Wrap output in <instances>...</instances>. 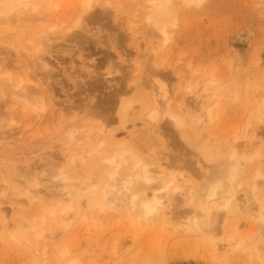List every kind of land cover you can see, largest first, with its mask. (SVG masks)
Returning a JSON list of instances; mask_svg holds the SVG:
<instances>
[{
	"label": "rangeland",
	"instance_id": "374dc122",
	"mask_svg": "<svg viewBox=\"0 0 264 264\" xmlns=\"http://www.w3.org/2000/svg\"><path fill=\"white\" fill-rule=\"evenodd\" d=\"M132 1L111 0L106 6L105 0H99L82 16L80 26L70 31L66 28L78 14L77 0H51V5L39 9L54 10L58 2L57 11L50 15L53 28L28 25L31 20L13 22L7 30L0 27L4 29L0 34V64L23 60L47 86L45 110L38 116L34 109L22 111L16 105L13 118L19 126L13 125L17 128L11 144H0V181L11 177L10 186L21 193L30 189L35 195L31 203L20 202L16 193L2 192L0 182L4 214L0 217V264H67L71 260L79 264H264V223L257 225L245 214L248 200L240 187L233 188L226 206L213 208L208 230L211 237L183 225L186 208L181 205L185 198H175L170 190L164 191L158 207L160 214L164 213L148 220L137 219L128 206L108 207L100 197L91 195L89 188L100 184L96 161L101 155L80 157L100 136L133 144L146 155L150 168L161 164L180 171V175L174 173L176 182L187 179L186 188L199 183L194 170L199 172L206 165L198 162L194 152L180 149L183 140L168 126L169 118L163 111L155 122L144 116L159 93V83L172 98L166 106L182 115L193 147L205 149L210 162L225 153L224 144L231 138L246 131L247 139L254 132L261 142L254 164L264 169V105L259 94L264 87V0H201L189 5L175 2L171 9L176 20L166 26L170 40L164 46L143 15L126 9L129 4L134 7ZM68 16L70 22L61 26L60 20ZM239 28L251 30L252 37L246 42L233 40L230 35ZM70 32L78 35L69 39ZM35 34L39 39L49 37L52 44L49 56L43 55L47 62L44 75L36 68L32 50L21 40L26 36L34 41ZM187 83L196 88L186 107L181 108L177 101L188 97ZM201 89L207 90L209 98L201 111L210 108V120L197 123L191 111ZM234 92L237 100L232 98ZM121 98L130 102L123 122L115 114ZM51 99L64 101L61 106L71 108V112L60 116ZM196 103L194 110L199 113L202 105ZM9 106V101L0 96V109ZM26 123L29 126L23 132ZM88 123L96 126L89 145L65 143L70 126ZM9 129L8 121L0 124L1 132ZM70 156L73 163L68 161ZM54 164H60L59 169L73 178L61 180L55 175ZM69 187L81 195L71 201L72 209L64 215L60 209L68 202L56 203ZM150 194L146 189L145 196ZM51 207L56 208L54 214ZM172 209L176 212L173 216ZM259 240L256 253L253 246ZM64 249L67 252L62 256Z\"/></svg>",
	"mask_w": 264,
	"mask_h": 264
},
{
	"label": "bare ground",
	"instance_id": "6f19581e",
	"mask_svg": "<svg viewBox=\"0 0 264 264\" xmlns=\"http://www.w3.org/2000/svg\"><path fill=\"white\" fill-rule=\"evenodd\" d=\"M200 1L201 0H134L132 1L134 7H131L129 4L126 9H133L137 13L136 16L138 14L139 16L140 14L141 16L143 15V17L148 20L149 24L157 30L160 44L161 46H164L170 40L166 26L168 24H173L176 20L171 7L175 4V2L183 5H189L191 3H199ZM109 2H111V0H105L104 3L106 6H109ZM98 3L99 0H77L76 11L78 14L74 16L73 20H71L72 24L66 28V31H70L72 28H78L82 21V16L94 7L93 4ZM49 4L51 5V0H0V27L4 26L7 30L9 27L8 25L13 22L18 21L19 24H23L24 22L27 21L28 23L31 20L28 25L37 24L39 27L43 26L44 28H53L54 25L49 24V22L53 19L50 15L51 13L54 15L53 12L57 11L55 9L59 6L58 2L53 5L54 10L46 8L44 12H39L40 8L49 6ZM12 15L14 18H11ZM69 18L70 16L62 18L60 20V25L63 26L67 22H70L68 20ZM83 26H86V23H83ZM1 30L0 34H4L2 32L4 29L2 31ZM72 35L74 37L75 35H78V32H70L68 37H66L70 39ZM34 36V41H32L33 38H28L26 36H21V40L23 42L25 41V46L32 50V57H35L37 60L36 68L44 75V72L47 69V62L45 60V56L43 55H48V48L51 52L52 44L50 39H48L49 37L46 39H39V35L35 34ZM59 36H62V34L60 33ZM230 37L239 42H246L252 37V32L248 29L239 28L232 32ZM23 54H26V57H29L27 56V52H24ZM177 62L178 64H181V59L179 58ZM46 87L47 86L43 85L41 77L33 71H30L23 60H19L16 64H0V96L7 99L10 103V106L5 110L0 109V124L2 125L5 121H8V128H10L7 132L0 131V144L4 142L6 144H11L9 141L13 138V135L15 134L14 130L17 128L13 125L16 124V126H19L20 122L13 118L14 111L17 108L16 105L19 104L22 111L27 108H32L38 116L45 110ZM158 87L160 88L159 93L151 100V105L144 113V116L147 120L155 122L160 111H163V114L169 118L168 126L170 128L172 127L175 131L174 132L171 129L172 132L183 140L184 146L180 149L186 152H194V157H198L200 159L198 162H201L203 166L206 165V167H202L203 170H200L199 172L194 170L197 179H200L199 183H197L194 187L189 186L186 188L184 186L188 184L187 179L183 178L182 183L180 182L179 184L176 182L177 178L174 173H178V175H180V171L170 169L169 166L165 167L161 164L157 165L156 168H150L146 155L138 151L133 144L127 145V143L123 141H115L112 139L109 141L106 136H100L97 138V141L92 143L91 148L86 151L87 153L80 157V160H83L84 158L90 159L99 153L101 155V157H99V161H96L98 166L96 176L100 180V184L97 187L89 188L91 195H97L100 197L103 204L108 207H112V205H117L120 208L128 206L137 219L148 220V217H151L154 214H160L158 207L162 203L161 201L164 196V191L170 190L171 194L176 196L175 198L178 199L182 195L185 198L183 204L181 205L182 208H186L185 215L182 216L186 219L183 225H185L187 229H191L195 232H207L208 236L210 235L211 237L212 232H208V230L210 229V216L213 208L218 207L219 205L226 206L233 197V188L237 186L242 188L247 196L248 201L246 207L244 208L245 214L248 217H251V220L257 225L263 224L264 169H262L261 165L258 163L254 164V158L257 160L259 157L260 147L258 144L261 143L260 140L255 138L256 136L254 132L247 139L246 131H244L239 137L235 136L231 138L228 143L224 144L226 146V151H224L225 153L216 159L215 162H210L209 153L205 149H195L193 147L188 131L184 127L185 120L182 115L166 106L172 98L167 97V91L164 89L163 84L159 83ZM195 88L196 86H192L187 83L185 94H188V97L182 98L179 102L177 101V105L179 107H186L185 105L187 100L189 101V98L193 95ZM259 88L261 89V86ZM206 91L207 90L205 89H201L199 90V93L202 94H197V98H199V100L196 102H200L202 105L199 108L200 112L197 113L194 110L197 108L196 102L195 106L192 107L194 109L191 113L194 114L193 116L196 118L197 123L203 122L204 119L207 118L210 120V108H205L204 111H201L204 104L209 100L208 93ZM259 94L263 96L264 105V87L261 89V93ZM232 98L234 100L238 99L236 92H234ZM53 101H55V105L58 106L60 116L67 115L71 112V108L61 106L62 103H65L64 101L51 99L53 105ZM188 103L190 104V102ZM66 105L68 106L70 104L66 103ZM129 105V101L124 102V99H119V106L115 111V114L121 122L125 121ZM23 116H25V114H23ZM74 119L75 116L71 117L69 120L73 121ZM28 126L29 123L23 125V129H21V131H26ZM94 129H96V126L93 123H88L80 127L72 125L68 129L65 143L69 145H78L81 142H85V144L89 145V140L92 139ZM238 140L241 141L238 142ZM222 149L223 147L219 148L218 151L221 152ZM62 150L64 152L66 151L64 148H62ZM73 160L74 159L71 156L68 158L70 163H73ZM184 160H186V157ZM59 166L60 164L56 166L54 164V167L52 166L56 169V176H59V178L64 181L73 178L63 169L60 170ZM150 169H152L155 174H152L154 172ZM243 176L245 179L241 178ZM9 179L12 180L10 177L7 178L4 183L0 181L3 185L2 192L4 191V193L7 194L14 192V194L16 193L15 195L18 201L21 202L22 200L24 202L31 203V201L35 198V195H32L30 189H27L26 192H24L25 194L21 193L19 188L8 184ZM15 180L17 179L15 178ZM13 184L14 183H12V185ZM16 184H19L18 181ZM27 185H29V183ZM69 188L70 189H67L62 194L63 197L56 203L63 204L64 201L68 202L67 205L60 209V212L64 215H67L68 211L72 209L71 201L75 198L76 199L74 201H77V199H80L79 196L81 195L80 192H76L75 194L74 190L71 187ZM146 189H150L151 194L149 197L145 196ZM72 191L75 196L72 194ZM4 193L3 196L5 195ZM23 195H25L24 199ZM177 195H179V197H177ZM171 200H173L172 197H170V202ZM50 212L51 214H54L56 212V208L51 207ZM174 212L175 210L173 211L172 209V215L171 213L170 215L173 216ZM162 213L164 212L162 211ZM162 213L160 215H162ZM3 215L4 214L0 206V217ZM35 215L36 214H34V216ZM182 217H179V219L182 220ZM55 222H57V220ZM23 223L28 224L27 222ZM29 226L31 229H34L35 227L33 224H29ZM22 228L23 227L19 225L18 230H21ZM4 231H7L6 227ZM234 234L235 232L232 236ZM9 235H12L11 232H9ZM260 243L261 240L253 246L256 253L257 251L259 252ZM66 252L67 250L64 249V251L61 252V255L64 256ZM67 264H79V262L76 263L71 260Z\"/></svg>",
	"mask_w": 264,
	"mask_h": 264
}]
</instances>
